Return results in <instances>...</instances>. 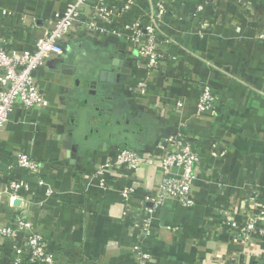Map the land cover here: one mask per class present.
I'll list each match as a JSON object with an SVG mask.
<instances>
[{
	"label": "crops",
	"instance_id": "obj_1",
	"mask_svg": "<svg viewBox=\"0 0 264 264\" xmlns=\"http://www.w3.org/2000/svg\"><path fill=\"white\" fill-rule=\"evenodd\" d=\"M135 1L117 18V29L147 11L148 0ZM72 2L0 0V44L31 52ZM159 27L175 42L170 50L178 59L148 75L146 94L135 88L146 76L145 61L124 37L75 27L46 59L47 72L35 77L49 107L23 109L16 102L0 130V227L16 215L30 222L45 238L52 264H134L137 250L148 253L146 264H264V0H174ZM60 63L76 65V75L53 72ZM121 67L129 72L117 82L99 80L101 69ZM202 84L215 98L198 114ZM178 102L183 106L176 110ZM112 117L123 126L110 137ZM177 128L201 161L192 207L171 199L156 208L144 203L159 178L156 163L136 174L113 170L105 190L85 179L119 149L160 154ZM20 152L43 163L36 175L9 166ZM13 175L26 182L16 196L9 193ZM125 185L135 192L123 216ZM144 205L154 238L142 241ZM247 213L256 215L250 244L239 238ZM15 254L13 240L0 236V264H11Z\"/></svg>",
	"mask_w": 264,
	"mask_h": 264
},
{
	"label": "built area",
	"instance_id": "obj_2",
	"mask_svg": "<svg viewBox=\"0 0 264 264\" xmlns=\"http://www.w3.org/2000/svg\"><path fill=\"white\" fill-rule=\"evenodd\" d=\"M73 0L57 19L54 27L39 36L29 53L8 50L0 44V130L8 121L9 113L16 102L23 108L49 107V101L35 82L31 72L40 65L46 64L51 53L60 52V39L73 28H83L110 34L116 38L124 37L130 51L139 59L145 61L146 76L135 85L136 90L144 95L147 92L148 75H154L162 67H167L177 61L176 52L170 50L175 42L159 27V21L167 12L168 5L174 0H148L145 13H138L122 25L115 26L117 18L130 13L136 6L135 0ZM88 5V6H87ZM88 8L87 17L82 18V11ZM201 5L197 10H201ZM205 27V26H203ZM214 94L210 86L201 85L197 103V113L202 114L212 108ZM183 106L178 102L175 109ZM177 128L166 136V146L160 154H146L145 150L135 148L119 149L114 158H106L97 164L84 177L97 179L103 190L110 188V178L113 170L126 169L131 174L145 165L156 163L159 178L151 192L143 197L144 203L151 202L153 207L161 206L165 200L171 199L185 207H192L193 181L201 170L198 151ZM9 160V166H17L30 174L36 175L43 163L39 159L25 153H18ZM25 178L12 176L9 181V193L16 196L18 189L25 185ZM135 192L130 185L122 186L119 190L121 200L125 204L122 215L129 213L128 201ZM146 217L142 222L141 240L154 238L152 234L151 209L144 205ZM256 215L247 213L239 227V238L243 243L250 244L257 233L255 228ZM0 236L14 242L15 256L11 264H52L53 257L46 250L45 238L28 221L19 215L13 217L10 225L0 227ZM148 253L137 250L134 254V264H146Z\"/></svg>",
	"mask_w": 264,
	"mask_h": 264
},
{
	"label": "water",
	"instance_id": "obj_3",
	"mask_svg": "<svg viewBox=\"0 0 264 264\" xmlns=\"http://www.w3.org/2000/svg\"><path fill=\"white\" fill-rule=\"evenodd\" d=\"M53 72L64 74V75H71L75 76L77 72V66L74 64H68V63H60L58 68L52 69ZM45 72H47L45 65H40L36 69H34L31 72L32 76H41L44 75ZM129 69L125 67H121L120 69H101L100 71V77L99 80L101 82L109 81V82H117L119 79V73H128ZM79 83V78H75V84L77 85Z\"/></svg>",
	"mask_w": 264,
	"mask_h": 264
},
{
	"label": "rangeland",
	"instance_id": "obj_4",
	"mask_svg": "<svg viewBox=\"0 0 264 264\" xmlns=\"http://www.w3.org/2000/svg\"><path fill=\"white\" fill-rule=\"evenodd\" d=\"M76 85V84H75ZM77 87L76 88H79L78 85H76ZM81 116H83V113H81ZM80 116V117H81ZM94 117V115H91ZM95 118V117H94ZM92 123V122H91ZM123 126V120L121 122V119H118L117 117H112L110 120H109V127H108V132H109V136H115V133L118 131L119 129V126ZM95 129V127H94ZM96 131V130H95ZM88 133H91V129H89ZM94 133V132H93ZM91 136L93 134H90Z\"/></svg>",
	"mask_w": 264,
	"mask_h": 264
},
{
	"label": "flooded vegetation",
	"instance_id": "obj_5",
	"mask_svg": "<svg viewBox=\"0 0 264 264\" xmlns=\"http://www.w3.org/2000/svg\"><path fill=\"white\" fill-rule=\"evenodd\" d=\"M91 110H92V108H91ZM84 112H85V113H91L92 111H90V109L88 108V109H86Z\"/></svg>",
	"mask_w": 264,
	"mask_h": 264
}]
</instances>
